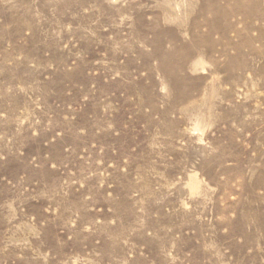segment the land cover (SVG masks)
Instances as JSON below:
<instances>
[{
  "label": "rangeland",
  "instance_id": "rangeland-1",
  "mask_svg": "<svg viewBox=\"0 0 264 264\" xmlns=\"http://www.w3.org/2000/svg\"><path fill=\"white\" fill-rule=\"evenodd\" d=\"M0 264H264V0H0Z\"/></svg>",
  "mask_w": 264,
  "mask_h": 264
}]
</instances>
